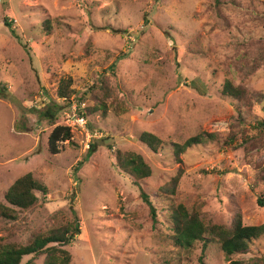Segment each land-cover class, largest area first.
I'll use <instances>...</instances> for the list:
<instances>
[{"label": "rangeland", "instance_id": "rangeland-1", "mask_svg": "<svg viewBox=\"0 0 264 264\" xmlns=\"http://www.w3.org/2000/svg\"><path fill=\"white\" fill-rule=\"evenodd\" d=\"M68 77L75 97L88 94L76 103L109 109L88 118L96 143L89 158L84 129H72L71 143L49 153L54 126L40 113L57 104L63 114L57 88ZM198 79L206 90L192 85ZM226 81L264 92V0H0V96H6L0 97V202L29 173L49 190L34 209L19 211L17 221H0V238L24 244L70 223L73 209L81 233L69 247L71 264H201L200 245L188 251L161 242L172 234L173 206L212 224L229 225L237 215L247 226L264 224L258 202L264 184L256 182L264 175V134L247 116L252 140L241 144L240 138L236 149L223 144L239 110L221 95ZM254 114L263 116L259 109ZM143 132L167 145L203 132L218 140L193 147L178 164L170 145L158 153L144 145ZM116 150L142 154L153 175L136 185L116 166ZM180 171L172 195L166 189ZM142 190L156 209L155 228ZM261 258L264 238L230 260L212 245L204 261ZM28 261L43 258L28 256L23 264Z\"/></svg>", "mask_w": 264, "mask_h": 264}, {"label": "trees", "instance_id": "trees-1", "mask_svg": "<svg viewBox=\"0 0 264 264\" xmlns=\"http://www.w3.org/2000/svg\"><path fill=\"white\" fill-rule=\"evenodd\" d=\"M4 25L12 29V22H8L5 18ZM44 26L50 30L49 22H45ZM14 34H16L13 31ZM200 83L201 88L206 90L205 85L198 79L192 83ZM197 83V84H198ZM74 80L71 77L62 78L57 88V97L64 102L63 109L67 107L78 97V93L73 87ZM4 89V85H0ZM0 87V92L3 89ZM205 92V91H203ZM87 93L79 95V102H84ZM221 95L227 99L236 101L239 105L238 114L231 118L230 133L225 138L224 143L234 149L237 148L239 139L241 144H247L252 137L246 132L247 116L254 119L253 130L258 131V135L264 134V92L255 93L246 88L235 85L231 81H226L221 89ZM0 97H6L4 94ZM81 104V103H79ZM61 108V107H60ZM57 104L48 107L40 113L41 118L47 119L50 126H54L48 137V149L51 155L60 153L61 143H71L72 129L63 125H57L62 111ZM259 109L263 116L258 117L254 114L255 109ZM60 111V112H59ZM97 111H102L106 116L109 109L106 103H102L99 107H87L83 109V114L87 118ZM63 117V115H62ZM91 128V125H90ZM139 140L146 145L153 153H158L160 149L170 145L173 157L178 164L182 163V156L193 147L201 146L208 142L218 140L216 133L203 132L193 136L183 143L171 142L168 145L157 135L150 132H143L139 136ZM113 150V145H108ZM96 149V143H90L87 154L89 158ZM116 166L121 172L133 178L136 185L149 179L153 175L151 165L146 158L134 151L116 150L115 152ZM81 165V163H80ZM78 170L77 168L75 169ZM183 172L173 178L170 187L166 189L172 195L176 194V189L180 183ZM257 184H264V175L256 176ZM48 188L33 174L29 173L16 180L8 189L5 195V202H0V221H17L19 219V211H27L34 209L40 202L48 196ZM41 197H40V196ZM142 198L150 207L153 221V227L157 224L156 209L150 201L149 196L142 190ZM258 202L264 207V194L260 196ZM72 211L71 222L67 225L57 227L51 231L39 234L29 239L24 244H16L14 242H6L0 238V264H23L24 258L31 256L32 259L43 258L42 264H71L72 254L69 249L75 241V237L80 232V219L75 210ZM171 235L161 237L162 243H171L173 247L180 250L191 251L195 245L201 246L200 263L205 264L207 250L210 246L216 245L225 255L227 259L233 256L246 254L249 252L251 245L264 238V224L256 226H247L244 224L241 215H237L229 225L207 223L197 211H190L184 205L173 206L170 209ZM25 264H33L28 261ZM231 264H242L238 261H232ZM251 264H264V258L252 260Z\"/></svg>", "mask_w": 264, "mask_h": 264}, {"label": "built area", "instance_id": "built-area-1", "mask_svg": "<svg viewBox=\"0 0 264 264\" xmlns=\"http://www.w3.org/2000/svg\"><path fill=\"white\" fill-rule=\"evenodd\" d=\"M83 109H85V105H80L74 100L62 114L64 119V123L62 125L71 129L87 130L89 145L92 135L88 130V118L84 116Z\"/></svg>", "mask_w": 264, "mask_h": 264}]
</instances>
